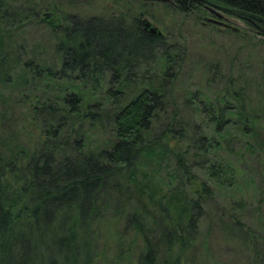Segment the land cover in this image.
<instances>
[{
  "label": "trees",
  "instance_id": "1",
  "mask_svg": "<svg viewBox=\"0 0 264 264\" xmlns=\"http://www.w3.org/2000/svg\"><path fill=\"white\" fill-rule=\"evenodd\" d=\"M208 2L252 34L224 30L263 41L264 0H139L137 10L88 15L0 0V98L16 110L7 119L9 107L0 109V264H93L110 211L141 234L134 264L180 263L210 183L226 187L235 174L222 143L255 133L254 113L232 79L215 103L197 89L173 94L179 47L166 28L144 32L141 18L159 21L157 4L197 19ZM29 19L46 36L27 50L15 31ZM143 208L155 213L156 240ZM220 225L243 243L253 233L237 217Z\"/></svg>",
  "mask_w": 264,
  "mask_h": 264
},
{
  "label": "rangeland",
  "instance_id": "2",
  "mask_svg": "<svg viewBox=\"0 0 264 264\" xmlns=\"http://www.w3.org/2000/svg\"><path fill=\"white\" fill-rule=\"evenodd\" d=\"M35 1H42L46 6L53 3L61 10L87 15L139 8V0ZM150 10L159 21L149 15L145 17L161 30L166 28L173 37V45L179 47L180 59L173 66V94L178 97L186 89H197L202 97L215 103L224 93L226 82L232 79L230 83L234 88L246 90V109L254 113L255 133L242 137L231 128V134H236L237 138L228 145L222 143L219 153L233 163L235 174L226 187L210 183L212 195L202 206L192 244L178 264H264V39L262 42L246 39L248 37L239 33L224 30L222 25L205 21L202 16L212 15L204 7L197 19L193 17L196 15L180 17L157 4L150 6ZM224 16L225 21L240 32L252 34L249 26L238 17L226 12ZM15 34L19 41H25L28 50V45L44 40L46 30L29 19ZM12 105V98H0V109L9 107L7 119L16 111ZM246 142L252 145V150L244 147ZM142 211L146 236L156 240L159 225L155 213L150 208ZM106 214L111 219L96 231L97 257L93 264H134L144 247L141 234L128 223L130 221L126 222L125 212ZM234 217L241 221L243 233L246 226L252 230L250 236L245 234L246 238L249 236L247 243L221 228L222 221L230 225ZM160 256L159 253L157 257Z\"/></svg>",
  "mask_w": 264,
  "mask_h": 264
},
{
  "label": "water",
  "instance_id": "3",
  "mask_svg": "<svg viewBox=\"0 0 264 264\" xmlns=\"http://www.w3.org/2000/svg\"><path fill=\"white\" fill-rule=\"evenodd\" d=\"M160 1L172 2V0H160ZM205 7L209 11H211L212 13L215 14V16H205L204 17L205 21H210L212 23L222 25L224 27L235 28L230 23L219 18L222 16V12L220 11V9H227V7L222 6V5H218V4H210L209 2H208V4H205ZM141 24H142V29L144 32H147V33L152 34V35L162 34V30L160 29V27L158 25L154 24L149 18H147L145 16L141 18Z\"/></svg>",
  "mask_w": 264,
  "mask_h": 264
},
{
  "label": "flooded vegetation",
  "instance_id": "4",
  "mask_svg": "<svg viewBox=\"0 0 264 264\" xmlns=\"http://www.w3.org/2000/svg\"><path fill=\"white\" fill-rule=\"evenodd\" d=\"M203 7L208 11V13H209L210 15L215 16L214 13H212L211 11H209V10L205 7V4L203 5ZM220 11L222 12V16L219 17V18H221V19H223V20H226L227 18L224 16L225 9H220ZM202 17L204 18L205 16H202Z\"/></svg>",
  "mask_w": 264,
  "mask_h": 264
}]
</instances>
